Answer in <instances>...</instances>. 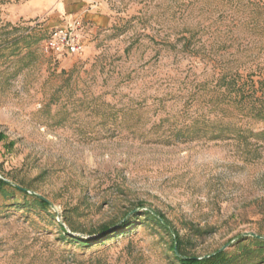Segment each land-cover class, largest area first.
<instances>
[{"label": "rangeland", "instance_id": "rangeland-1", "mask_svg": "<svg viewBox=\"0 0 264 264\" xmlns=\"http://www.w3.org/2000/svg\"><path fill=\"white\" fill-rule=\"evenodd\" d=\"M190 10L189 0H0V175L11 180L0 264H177L176 236L188 255L223 249L264 264V137L177 136L195 116L214 118L194 92L220 70L176 40L200 18ZM74 19L83 52H47L44 39ZM61 225L96 238L80 247Z\"/></svg>", "mask_w": 264, "mask_h": 264}, {"label": "trees", "instance_id": "trees-1", "mask_svg": "<svg viewBox=\"0 0 264 264\" xmlns=\"http://www.w3.org/2000/svg\"><path fill=\"white\" fill-rule=\"evenodd\" d=\"M189 6L190 12L198 11L196 16L200 18L195 21L194 27L185 30L187 33L178 34L176 40H183L185 49L202 50L214 63L219 62L220 70L211 79L199 83L194 92V96L198 91L204 93L207 111L214 112V118L204 113L195 116L185 124V128L178 130L177 136L195 137L211 130L210 137L213 139L234 137L246 142L251 135L257 139L263 138L264 0H189ZM203 34L208 36L200 44ZM230 47H234V52L229 50ZM216 54L229 56L222 61L214 58ZM3 137L0 133V141ZM6 185L11 183L0 178V188ZM18 188L27 193L25 189ZM33 196L41 205L49 204L48 200ZM145 213L171 230L159 213L151 209ZM110 227L107 224L101 230L105 232ZM61 228L80 247H89L96 238L73 236L63 225ZM255 240L264 242L259 236ZM171 247L177 264H239L240 260L237 255L223 249L201 257L188 255L181 250L177 236Z\"/></svg>", "mask_w": 264, "mask_h": 264}, {"label": "built area", "instance_id": "built-area-1", "mask_svg": "<svg viewBox=\"0 0 264 264\" xmlns=\"http://www.w3.org/2000/svg\"><path fill=\"white\" fill-rule=\"evenodd\" d=\"M82 28L83 25L80 19H74L69 23L57 26L44 39V49L58 56L82 53L85 47L81 33Z\"/></svg>", "mask_w": 264, "mask_h": 264}, {"label": "water", "instance_id": "water-1", "mask_svg": "<svg viewBox=\"0 0 264 264\" xmlns=\"http://www.w3.org/2000/svg\"><path fill=\"white\" fill-rule=\"evenodd\" d=\"M0 178L4 179V180H5V181H7V182H11V180H9V179H6V178L2 177L1 175H0ZM37 195H39V196H40V194H37Z\"/></svg>", "mask_w": 264, "mask_h": 264}]
</instances>
